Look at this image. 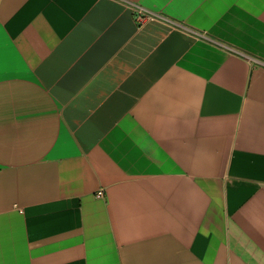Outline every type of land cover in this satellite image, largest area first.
Instances as JSON below:
<instances>
[{"label":"crops","instance_id":"0c3cea01","mask_svg":"<svg viewBox=\"0 0 264 264\" xmlns=\"http://www.w3.org/2000/svg\"><path fill=\"white\" fill-rule=\"evenodd\" d=\"M0 264H264V0H0Z\"/></svg>","mask_w":264,"mask_h":264},{"label":"built area","instance_id":"2783aa9c","mask_svg":"<svg viewBox=\"0 0 264 264\" xmlns=\"http://www.w3.org/2000/svg\"><path fill=\"white\" fill-rule=\"evenodd\" d=\"M135 12H136V15H135V21L138 22V23H143L147 20H153L155 18H157L156 15L150 13V12H147L141 8H134ZM103 195L102 191H99L97 192L96 196L98 198H101Z\"/></svg>","mask_w":264,"mask_h":264}]
</instances>
